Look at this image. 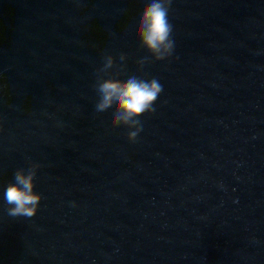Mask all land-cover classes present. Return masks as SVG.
<instances>
[{
  "label": "water",
  "instance_id": "water-1",
  "mask_svg": "<svg viewBox=\"0 0 264 264\" xmlns=\"http://www.w3.org/2000/svg\"><path fill=\"white\" fill-rule=\"evenodd\" d=\"M148 2L0 0V264H264V0H172L174 52L140 68ZM121 54L163 86L134 143L95 112ZM30 163L37 213L11 217Z\"/></svg>",
  "mask_w": 264,
  "mask_h": 264
},
{
  "label": "clouds",
  "instance_id": "clouds-1",
  "mask_svg": "<svg viewBox=\"0 0 264 264\" xmlns=\"http://www.w3.org/2000/svg\"><path fill=\"white\" fill-rule=\"evenodd\" d=\"M171 4L172 0H149L142 9L135 35L148 55L138 61L140 68L149 62L165 61L174 52L173 26L169 20ZM119 59L121 64L117 65L115 57L104 56L103 67L96 71L94 88L98 99L95 112L105 113L111 109V127L127 128V139L134 143L143 128L140 118L154 111L153 106L163 86L157 78L145 79L135 75L124 81L115 78L110 70L116 68L118 76L126 57L121 54ZM39 167V164L30 163L27 170L18 169L13 174L15 182L6 186L3 197L9 206V216L31 218L36 215L41 201V196L34 191Z\"/></svg>",
  "mask_w": 264,
  "mask_h": 264
}]
</instances>
